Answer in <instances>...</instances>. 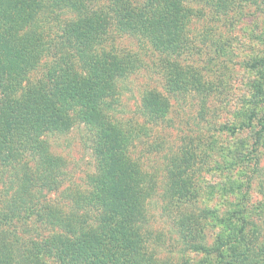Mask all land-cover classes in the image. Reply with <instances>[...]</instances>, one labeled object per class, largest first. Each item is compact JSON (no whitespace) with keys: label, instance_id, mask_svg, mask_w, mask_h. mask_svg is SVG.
I'll use <instances>...</instances> for the list:
<instances>
[{"label":"trees","instance_id":"16d2710c","mask_svg":"<svg viewBox=\"0 0 264 264\" xmlns=\"http://www.w3.org/2000/svg\"><path fill=\"white\" fill-rule=\"evenodd\" d=\"M197 1L204 2L0 0V183L3 187L6 170L16 168L19 160L36 159L41 218L57 226L41 241L19 243L8 227L20 217L19 192L30 189V171L13 174L18 190L13 186L11 194L19 204L0 212V264H41L44 255L57 264H171L157 256L149 219L157 182L133 155L139 132L114 116L121 80L144 64L133 54H122L112 38L115 31L140 35L180 58L189 47V23L201 15L192 5ZM206 1L222 14L234 0ZM164 62L163 85L169 92L205 87L195 67L177 59ZM168 110L161 92L150 90L142 97L148 122L161 120ZM76 126L88 134L95 170L73 201L51 200V193H66L67 172L64 158L52 152L47 139ZM191 158L173 163L163 194L184 244L206 255L203 264H264V237L259 243L248 238L245 211L229 212L240 226L217 233L209 243L204 232L219 227L220 218L213 216V224L184 209L195 195Z\"/></svg>","mask_w":264,"mask_h":264},{"label":"rangeland","instance_id":"374dc122","mask_svg":"<svg viewBox=\"0 0 264 264\" xmlns=\"http://www.w3.org/2000/svg\"><path fill=\"white\" fill-rule=\"evenodd\" d=\"M192 5L201 15L189 23V47L180 58L161 52L140 35L115 31L112 38L122 54H133L144 64L121 80L114 116L139 132L133 155L157 182V196L149 208L150 227L160 251L157 256L171 264L207 260L205 254L190 252L184 244L174 226V211L166 208L163 198L170 168L187 156H192L195 195L184 209L213 224V216L220 218L219 227L211 225L204 232L209 243L217 233L225 235L240 226V220L228 217L235 210L248 216L249 239L259 243L264 237V0H234L222 14L206 0ZM166 58L195 67L205 87L169 92L162 77ZM150 90L161 92L169 101L167 114L155 123L148 122L141 111L142 97ZM87 136L83 126H76L47 139L52 152L64 158L67 172L66 193H51V200L73 201L76 191L86 187L88 175L95 170ZM39 168L36 159L23 158L16 168L6 170L3 187L0 183L1 212L19 204L11 194L13 186L18 190L11 182L13 174L30 171L26 181L30 189L19 192L20 217L8 227L23 245L41 241L57 228L41 218ZM42 259L41 264H57L53 256Z\"/></svg>","mask_w":264,"mask_h":264}]
</instances>
